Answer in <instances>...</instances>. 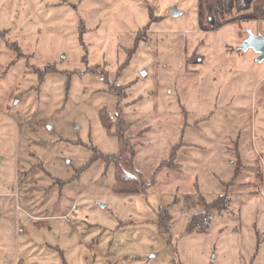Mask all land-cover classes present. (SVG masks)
<instances>
[{"label":"rangeland","instance_id":"374dc122","mask_svg":"<svg viewBox=\"0 0 264 264\" xmlns=\"http://www.w3.org/2000/svg\"><path fill=\"white\" fill-rule=\"evenodd\" d=\"M247 28L264 18L209 29L203 0H0V264H264V61L238 48ZM92 147L144 190L113 192ZM219 194L227 208L190 229Z\"/></svg>","mask_w":264,"mask_h":264},{"label":"trees","instance_id":"16d2710c","mask_svg":"<svg viewBox=\"0 0 264 264\" xmlns=\"http://www.w3.org/2000/svg\"><path fill=\"white\" fill-rule=\"evenodd\" d=\"M203 8L206 16V26L209 29H214L222 25L225 19L236 12L251 9L254 15L258 18H264V0H203ZM139 41L137 37L135 44ZM136 46V45H135ZM134 49V48H133ZM100 121L107 132L121 136L118 131L124 123L122 118L120 121L111 122L113 116L107 108H103L99 111ZM113 125L115 127H113ZM93 154L91 155L90 161L98 159L103 160L106 165H114V180L111 184V189L115 193H138L142 192L145 188L139 174H133L126 171L122 164V157L117 153H103L97 148L92 147ZM186 200H192V195H186ZM229 196L227 194H219L213 198V200L205 201L204 198L200 197V202L203 203L204 208L201 211L195 212L190 219V229L197 231L207 230L210 224L211 213L214 210L222 211L227 208V202ZM194 202V200H193ZM165 221L166 229H168V223H170L171 216L165 209ZM164 221V222H165Z\"/></svg>","mask_w":264,"mask_h":264},{"label":"water","instance_id":"95a60500","mask_svg":"<svg viewBox=\"0 0 264 264\" xmlns=\"http://www.w3.org/2000/svg\"><path fill=\"white\" fill-rule=\"evenodd\" d=\"M171 11L174 15L180 13L176 7H173ZM246 31L247 36L242 40L238 48L243 50L251 48L257 54L255 60L258 62L264 61V32L261 34L255 33L250 28H247Z\"/></svg>","mask_w":264,"mask_h":264},{"label":"crops","instance_id":"0c3cea01","mask_svg":"<svg viewBox=\"0 0 264 264\" xmlns=\"http://www.w3.org/2000/svg\"><path fill=\"white\" fill-rule=\"evenodd\" d=\"M263 32H264V31H261V32L259 31L258 33H263ZM256 55H257V54H256ZM262 78H264V76H263ZM115 257H116L115 254H110V255L108 254V255L104 256L105 259H107V258H115Z\"/></svg>","mask_w":264,"mask_h":264},{"label":"built area","instance_id":"2783aa9c","mask_svg":"<svg viewBox=\"0 0 264 264\" xmlns=\"http://www.w3.org/2000/svg\"><path fill=\"white\" fill-rule=\"evenodd\" d=\"M263 195H264V193H263Z\"/></svg>","mask_w":264,"mask_h":264}]
</instances>
